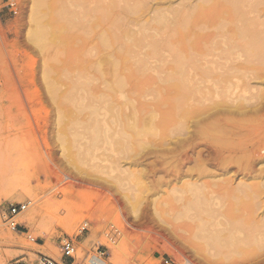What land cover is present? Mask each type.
I'll return each mask as SVG.
<instances>
[{
    "label": "rangeland",
    "instance_id": "rangeland-1",
    "mask_svg": "<svg viewBox=\"0 0 264 264\" xmlns=\"http://www.w3.org/2000/svg\"><path fill=\"white\" fill-rule=\"evenodd\" d=\"M238 1L59 0L65 24L41 36L28 0L0 15V88L10 59L14 121L0 99V206L28 204L23 230L0 224V264L59 262L62 238L79 264L176 263L136 230L142 214L167 222L171 208L204 205L235 209L242 223L244 194L264 203V0ZM115 18L121 66L99 71L98 35L110 23L117 32ZM60 189L82 202L78 215L54 208ZM112 202L134 208L123 217ZM263 208L250 264H264Z\"/></svg>",
    "mask_w": 264,
    "mask_h": 264
},
{
    "label": "bare ground",
    "instance_id": "bare-ground-1",
    "mask_svg": "<svg viewBox=\"0 0 264 264\" xmlns=\"http://www.w3.org/2000/svg\"><path fill=\"white\" fill-rule=\"evenodd\" d=\"M237 1L238 0H236V5H237V3H239V1L238 2ZM58 2H59V0H28V7L27 8L30 11L29 16H31V19H33L36 22V26L38 28L37 33L40 36L42 34H45V33L47 35H52L53 31L55 32L59 26L65 24L63 19H66V16L63 17V15H64V10L62 9L63 5L59 6ZM240 4H241V2H240ZM226 5H227V3H226ZM99 6H101V5H99ZM133 6H135V5H133ZM136 6H138L140 8L139 4H137ZM102 7H103V5H102ZM95 8H97V6H95ZM132 8L134 9V7H132ZM106 10H107V8H106ZM100 13H101V11H100ZM134 13H136V12H134ZM99 18H100V15H99ZM116 18H115V21L113 24L115 26H117V32H112L110 30V29H112L111 26H113L110 23L109 24V26L111 25L110 28H108V27L103 28V30L98 35L97 41H98V46L100 48L99 49L100 52H99V55L97 57L95 65H94L95 69H97V70L99 68L101 69V66H103L104 64H109V63L112 64V68H113V70H115L116 68H118V66L120 64L119 63L120 61H118L116 59L121 58V55H120L121 53L119 54L117 52V50H116L117 48L115 46L118 45V47H119V45L121 43V38H122L121 35L122 34L119 32L120 26H118L120 21H116ZM112 20L113 19H110L109 21L111 22ZM48 27H50L51 30H47V32H46V29H48ZM121 31H122V28H121ZM124 32H125V30H124ZM114 53L116 56H118L117 58L115 57L116 59L115 58L113 59ZM261 55L264 56V52L263 53L261 52ZM124 56H125V54H124ZM124 58L126 59V57H124ZM121 60H122V58H121ZM4 62H3V65L5 67V72H4L5 77H4L3 85L0 88V99L2 100L3 103L5 102L7 104V108H8L7 110L8 111L6 113H2L1 116L4 118L5 124H10V123L13 124V122H14L12 120L13 116L11 114V109L9 106L12 99H13L12 85H11L12 80H13L12 63H11L10 59H8V61L5 62V64H4ZM120 66H121V64H120ZM240 68H242V67H240ZM100 69H99V71H100ZM3 70H4V68H3ZM115 81H116V79H115ZM112 91H114V89ZM224 107H226V106L224 105ZM241 107H242V105H241ZM212 108H214V107H212ZM235 108H237V106ZM124 120H125V118H124ZM142 122H145V121L142 120ZM142 122H140L139 124L142 125ZM143 124H145V123H143ZM8 130H9V128H8ZM135 144H137V143H135ZM132 150H135V149L132 148L131 151ZM141 150L139 148V153L141 152ZM139 153H138V155H139ZM152 166H154V164ZM116 167H118V166H116ZM64 176H65L64 180L70 181L73 186L80 184V179L77 176H70V175H64ZM206 183H207V181H206ZM247 187H249V186H247ZM60 191L62 192L61 194H63V196H64L63 200L61 201V203L54 204L55 205L54 208L63 207L65 209L66 213L68 214L67 218H68V216L78 215V213L81 210L82 202H76L77 201V197H76L77 195H75V193H73L72 190H68V189H64V190L60 189ZM251 191H253V190L251 189ZM245 192H243V194ZM244 196H245V199L247 202L244 200V198H243V200L245 202L242 201L241 198H240V200H241V203L242 202L244 203V204H242V209L246 208V206H247V208L245 210L247 211L246 214L248 216L246 215L245 218H241L242 220H245L242 223H236L229 218V214H233L237 211L235 209H234V211H232L230 209H224V210L216 209L215 210L214 208L211 209L208 206H204V205L203 206H189V205H180L179 206L178 205L175 207V209L171 208V210L173 209L172 214L169 211L170 219L169 218L166 219L167 222H165L163 220H158V221L155 220V218H153L152 214H147V213L142 214V217L138 220L139 228H137L138 227L137 226L136 230L144 232L145 233L144 236L146 238H148L149 240H152L153 242H155V244L158 247H161L163 250L168 252L175 259L177 264H250L251 260H252V256L256 255V250H257L258 245H259L258 243H260V241L262 242V240H263V239L261 240V237H258V233H260L258 231L260 229H259L258 224H257L258 222H255L258 220L254 219V217H255L254 215H256V213H257L256 212L257 208H258L257 210L259 211L260 207H264V203L258 202L257 204L254 203L251 206V203H249V202L253 200V199H251L252 193L247 192L246 194H244ZM241 197H242V195H241ZM206 198H207V196H206ZM188 199H189V197H188ZM236 199L237 198H235L234 200H236ZM232 200H233V198H232ZM55 202H57V201H55ZM112 203L113 204L116 203V205L119 207L120 213L123 217L125 216V213H126L125 209L126 208L128 210H132L134 208V206L132 207L131 205H130V209L128 207H124L125 204L123 206L121 202H112ZM243 205H244V208H243ZM240 208H241V206H240ZM240 208H239V210H240ZM53 211L56 212V209ZM59 211H60V208H59ZM263 212L261 211L262 214H263ZM237 213L241 214V212H236V216L234 214V217H236V218H237ZM53 214H55V213L53 212ZM249 216H250V218H248ZM251 216L253 217V219ZM258 216L259 215H256L257 218H259ZM64 218H63V221H64ZM263 222H264V220H263ZM64 223H66V220ZM111 251H112V254L114 256L117 255L115 248H112ZM96 261H98L99 264H102L101 260L98 258H91L89 261V264H98V262H96Z\"/></svg>",
    "mask_w": 264,
    "mask_h": 264
},
{
    "label": "built area",
    "instance_id": "built-area-1",
    "mask_svg": "<svg viewBox=\"0 0 264 264\" xmlns=\"http://www.w3.org/2000/svg\"><path fill=\"white\" fill-rule=\"evenodd\" d=\"M16 16L20 11V5L18 0H2L0 2V15L4 12ZM28 204H17L0 206V224L4 225L12 231L23 230L18 223V217L25 212ZM85 227V226H84ZM83 227V229H84ZM30 242L36 243L37 241L28 237ZM59 248L61 253L60 261L57 262L47 256L40 255L38 258V264H79L75 261V246L69 238H62L59 241ZM160 264H176L173 259L166 257Z\"/></svg>",
    "mask_w": 264,
    "mask_h": 264
},
{
    "label": "crops",
    "instance_id": "crops-1",
    "mask_svg": "<svg viewBox=\"0 0 264 264\" xmlns=\"http://www.w3.org/2000/svg\"><path fill=\"white\" fill-rule=\"evenodd\" d=\"M96 262H98V261H96ZM98 264H99V262H98Z\"/></svg>",
    "mask_w": 264,
    "mask_h": 264
}]
</instances>
